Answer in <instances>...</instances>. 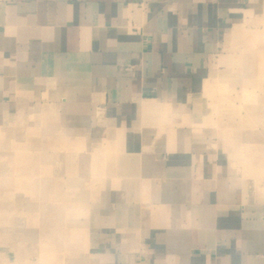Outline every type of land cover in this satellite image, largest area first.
<instances>
[{
    "label": "crops",
    "instance_id": "1",
    "mask_svg": "<svg viewBox=\"0 0 264 264\" xmlns=\"http://www.w3.org/2000/svg\"><path fill=\"white\" fill-rule=\"evenodd\" d=\"M246 36L264 0H0V134L47 149L74 264H264V127L213 74Z\"/></svg>",
    "mask_w": 264,
    "mask_h": 264
},
{
    "label": "rangeland",
    "instance_id": "2",
    "mask_svg": "<svg viewBox=\"0 0 264 264\" xmlns=\"http://www.w3.org/2000/svg\"><path fill=\"white\" fill-rule=\"evenodd\" d=\"M254 42L258 50L251 48L249 36L236 43L228 41L221 54L238 56L237 65L234 66L233 60H227L229 66L220 64L224 68L219 73L221 68L217 64L213 73L227 81L224 85L219 82L217 91L230 97L226 104L223 101L228 112L242 114L235 118L242 130L236 131L237 139H244L248 134L244 128L254 123L251 109L258 110V126L264 127V67L249 64L252 56L264 59V37ZM256 76L257 83L251 81L256 80ZM217 103L215 98V106ZM227 119L233 120L234 116L229 115ZM26 143L25 140L16 142L7 133L0 134V264H74L73 255L79 249L73 243L63 242L73 238V212H59L58 206L54 212H49L42 206L44 200L63 197L69 202L73 201V196H62L58 189H54L57 196L43 194V188H48L49 183L43 177L52 172L47 162L50 157L47 149L28 147ZM49 221L54 226L44 225Z\"/></svg>",
    "mask_w": 264,
    "mask_h": 264
},
{
    "label": "bare ground",
    "instance_id": "3",
    "mask_svg": "<svg viewBox=\"0 0 264 264\" xmlns=\"http://www.w3.org/2000/svg\"><path fill=\"white\" fill-rule=\"evenodd\" d=\"M49 224V223H48Z\"/></svg>",
    "mask_w": 264,
    "mask_h": 264
}]
</instances>
